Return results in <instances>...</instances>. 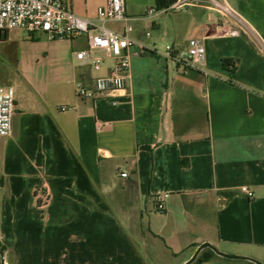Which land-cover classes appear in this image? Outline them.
<instances>
[{"label": "crops", "instance_id": "1", "mask_svg": "<svg viewBox=\"0 0 264 264\" xmlns=\"http://www.w3.org/2000/svg\"><path fill=\"white\" fill-rule=\"evenodd\" d=\"M226 1L262 45L222 34L219 13L204 6L149 14L155 0H125L127 20L106 26L131 24L150 49L132 56L116 105L76 93V82L91 87L113 63L94 70L77 59L85 35L51 40L14 29L0 40L27 36L42 62L30 80L8 83L16 109L11 135L0 137L6 264H184L205 241L264 262V0ZM105 2L66 0L87 19ZM191 39L206 48L203 70L178 60ZM40 184L49 192L43 208ZM196 264L255 263L210 253Z\"/></svg>", "mask_w": 264, "mask_h": 264}, {"label": "built area", "instance_id": "2", "mask_svg": "<svg viewBox=\"0 0 264 264\" xmlns=\"http://www.w3.org/2000/svg\"><path fill=\"white\" fill-rule=\"evenodd\" d=\"M200 5L216 11L220 16L222 34H249L256 43L262 45L261 38L240 17L226 0H175L161 11H185L187 7ZM154 6L148 8L149 14H156ZM125 0H106L105 5L98 7L96 17L87 19L71 12L66 0H0V39L6 33L17 29L28 34L43 32L51 40L73 39L85 35L86 48L75 52L77 59L89 64L94 70L100 69L107 59H111L110 70L105 75H98L87 87L76 82L75 89L83 99L107 98L111 104H118L114 98L115 91L125 89L126 81L131 77L132 56L142 55L150 48L142 41L131 36L133 26L126 24L123 30H113L106 26L108 21H125ZM148 34V32L146 33ZM205 46L200 39H191L188 49L180 52L179 61L187 68L203 70ZM167 57H175L172 46L167 45L163 51ZM15 89L12 85H0V137L11 135L15 112ZM67 109L66 105L62 106ZM97 127L101 128L100 123ZM122 176H126L123 172ZM248 194L251 192L245 188ZM168 193H159L156 197V210L163 211L164 199ZM36 202L39 207L46 206L49 192L44 184L35 188Z\"/></svg>", "mask_w": 264, "mask_h": 264}, {"label": "rangeland", "instance_id": "3", "mask_svg": "<svg viewBox=\"0 0 264 264\" xmlns=\"http://www.w3.org/2000/svg\"><path fill=\"white\" fill-rule=\"evenodd\" d=\"M38 44L27 36L14 37L7 42L0 41V85L22 83L33 78L34 70L42 63L32 53ZM23 52L28 54L27 60L19 57Z\"/></svg>", "mask_w": 264, "mask_h": 264}, {"label": "water", "instance_id": "4", "mask_svg": "<svg viewBox=\"0 0 264 264\" xmlns=\"http://www.w3.org/2000/svg\"><path fill=\"white\" fill-rule=\"evenodd\" d=\"M204 248H210L212 249L216 255L225 257V258H232V259H241V260H249V262H253L255 264H264V262L249 257L248 255H241V254H233L231 252H224L220 250L216 245L213 243H210L208 241H205L197 246L195 252L190 256V258L184 263V264H191L197 257V255L204 249ZM0 258H1V264H6L5 262V255L3 250L0 249Z\"/></svg>", "mask_w": 264, "mask_h": 264}, {"label": "trees", "instance_id": "5", "mask_svg": "<svg viewBox=\"0 0 264 264\" xmlns=\"http://www.w3.org/2000/svg\"><path fill=\"white\" fill-rule=\"evenodd\" d=\"M175 0H155V6L154 8L156 9V11H161L163 10L164 8H166L170 3H173ZM6 38V34L3 35V37L1 38V40L5 39ZM222 64H223V68L224 69H227L229 72H233L234 70V67H235V61L231 58H224L222 60ZM0 248H4L1 244H0ZM209 251V254L212 253V254H215L214 251L210 248L207 249ZM205 254V253H204ZM204 254H200L196 260L194 261L193 264H196V263H199L201 262L202 260L206 259L207 258V254L206 256H204Z\"/></svg>", "mask_w": 264, "mask_h": 264}, {"label": "flooded vegetation", "instance_id": "6", "mask_svg": "<svg viewBox=\"0 0 264 264\" xmlns=\"http://www.w3.org/2000/svg\"><path fill=\"white\" fill-rule=\"evenodd\" d=\"M1 40V39H0Z\"/></svg>", "mask_w": 264, "mask_h": 264}]
</instances>
